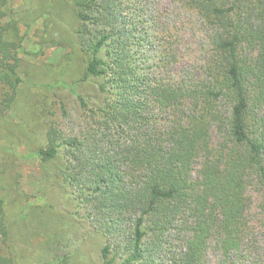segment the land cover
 Here are the masks:
<instances>
[{
	"label": "trees",
	"instance_id": "1",
	"mask_svg": "<svg viewBox=\"0 0 264 264\" xmlns=\"http://www.w3.org/2000/svg\"><path fill=\"white\" fill-rule=\"evenodd\" d=\"M72 1L88 55L81 81L101 79L103 99L88 106L73 83H55L76 94L83 122L69 133L49 124L46 145L26 157L62 155L63 180L104 239L102 264L164 259L172 231L183 233L175 264H204L212 246L220 264H253L255 194L264 212V0H173L199 17L211 46L200 73L178 79L136 69L120 0ZM11 8L0 0L1 113L22 83ZM164 38L161 58L172 63ZM9 231L0 196V264H24Z\"/></svg>",
	"mask_w": 264,
	"mask_h": 264
},
{
	"label": "rangeland",
	"instance_id": "2",
	"mask_svg": "<svg viewBox=\"0 0 264 264\" xmlns=\"http://www.w3.org/2000/svg\"><path fill=\"white\" fill-rule=\"evenodd\" d=\"M120 2L138 71L174 79L200 73L210 38L192 10L180 8L173 0ZM11 6L6 20L13 24L7 37L18 44L22 83L11 109L0 112V196L10 238L24 264H102L104 239L63 180L62 155L50 160L26 157L46 145L49 124L69 133L78 131L83 122L86 110L76 94L55 83H73L88 106L103 99L98 90L101 79L81 81L88 55L76 39L77 7L72 0H11ZM161 36L171 44L172 63L164 64L161 58ZM261 204L255 194L249 213L257 227L251 242L253 264L264 258ZM182 240V232L167 234L164 259L155 258L151 264H175ZM220 263L212 246L204 264Z\"/></svg>",
	"mask_w": 264,
	"mask_h": 264
}]
</instances>
